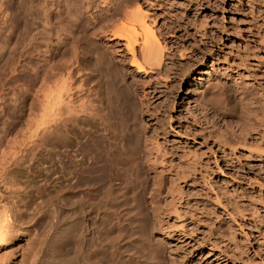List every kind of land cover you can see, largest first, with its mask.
Returning a JSON list of instances; mask_svg holds the SVG:
<instances>
[{"label":"rangeland","instance_id":"rangeland-1","mask_svg":"<svg viewBox=\"0 0 264 264\" xmlns=\"http://www.w3.org/2000/svg\"><path fill=\"white\" fill-rule=\"evenodd\" d=\"M136 1H139L141 6L147 10L146 20L148 23H152L151 26L156 30L160 40L162 42L164 39L167 41V46L164 51L166 56L163 57V60L169 68L167 67L166 71H163L166 74L162 71L156 72L158 71L156 69L155 72H151L152 74L150 73L148 75V80L146 79L147 75L136 73L135 67L130 64L132 53L128 51L124 45L116 44L118 37H114L113 34L114 31L118 29V25L121 24V21L119 24L118 21L120 19L116 15L109 17L110 13L108 14L107 5L101 0H84V7L81 9L82 11L79 12L75 9L73 10L71 7V10H67L66 7L70 0H62L61 8L58 12H55L57 9L53 10L55 4H52L50 1H48V3L47 0H0V67L2 68L5 66V69L0 68V94H2V91L4 92V96H0L4 100L0 101L3 102L2 105L0 103V174L4 173L5 175H2L3 181L0 183V192L2 191L10 198L17 200L21 209H23L22 218L25 219V221L28 220V222L24 223L22 226L14 227L13 232L10 234L5 244L0 243V264H87V258L90 257V255L94 258L95 262H93V264H114V262L123 264L127 261L131 262V264H154L152 260L146 257L147 255L144 257L146 252L149 251L146 249L147 247H144V250H139L136 244L131 241L132 238L129 239L130 229L128 226L126 232L120 233L114 221L109 225L105 224L100 219L101 216H99V211L97 212L95 209L94 211L96 212L92 211L93 213H90L92 215V217L90 215L91 219L84 216L86 214L84 210L87 204L85 202L86 200H84L85 197H83V192L78 191L79 193H75L73 190L71 191L68 179L64 173L65 171H58L59 168H57V163L55 162L56 158H54V140L58 139V137L60 138L61 135H58L60 132L63 136L61 137L64 139L63 133L65 132L64 130L62 132L63 128L60 127V130H55V135L57 134L56 136H58L57 138L53 137V134L50 132L53 126L47 129L46 132L37 131L32 121H30V125L29 120L32 119L31 117H33V119L39 118L40 116H38V114L40 110H38L39 113L37 110L31 113L28 108L25 110L24 107V104H27L28 107L34 100L33 88L35 86L38 88L42 85L41 82L37 83L34 79L35 66H39L41 67L40 69L45 70L43 74H46L45 76L48 80L49 76H51L46 86L49 85L50 87L54 83V85L51 86L54 87L56 84L60 85V82H57L58 79L60 80L62 78L63 80L66 76V73L63 71L64 66L66 64H74V68L71 67L73 70H78H74L76 75L74 73V77L72 76V87L74 88H72V92L73 96H75L73 97L75 105H73L76 108L73 110L75 116H73V118L79 121L73 122L71 126V140L72 142L73 140L77 142L81 136L80 140H82V138L84 139L86 130L94 126L92 125L94 122L91 118L87 117L88 110H90L91 106L97 107L103 99L106 101L107 97L110 95L107 90V80L109 79L108 75L111 74H107L105 68L102 67L104 64L100 59L101 55L99 54L101 53L105 54V56H108L106 54L111 56L110 58L112 60L106 57L107 62L109 60L113 61V64L109 62L113 65L114 69L116 68L115 71L118 73L116 74L118 75L117 77L120 78L122 76V78H120L122 86L127 90L132 89L133 91L131 90L130 92H134L133 94L137 95L135 98L138 97V95L142 98L138 97L135 99V108L137 109L136 115H138L136 116V118H138L136 122L139 123L141 120L139 125L146 126L143 127L144 130H148L151 127L153 128V125L158 122L154 114H159L163 109H168V111H170L172 109L171 106H174L175 103L176 109L173 112L172 127H168L169 130L167 131L169 133L167 132L168 135L166 134L165 138L169 140L168 144L173 142L176 144L177 142L176 145L181 144L184 147V153H181L180 156L182 159L185 158L187 160V158L195 156L198 161V164H194L195 168L197 167V170L200 168L199 170L202 174L204 172L203 175H205V177L207 176L206 179L203 177L198 180H191L190 178L179 180L183 185L184 195L181 198L182 200H180L181 203L178 214H173L172 220H168L171 223L173 221V225L179 226V230H174L171 233L172 235L167 237H164V234H161V232L157 233V238H162L161 240L166 243L165 253L167 254H164L166 260L163 259L164 261L162 260V264H264V154L259 155V152H257L258 150H255L256 144L253 146V144L250 143L252 144V146H250L254 147L253 150L250 149L251 147L248 149L249 143L243 145L242 143L237 144L235 147H232L234 149L224 144V140L228 138V142L232 140L231 142L235 143L234 141H236L239 136H242V134L246 135L245 131L252 135L254 134V139L257 137L250 126V122H255L256 120L252 118L254 117L253 115H248L250 109L245 107L246 103L249 102L248 98L250 96L245 97L244 95L246 91L250 92L252 96L257 95L260 90L264 88V0ZM48 5L49 7H47ZM50 6H52L51 10L49 9ZM69 6H71V4L68 5V9H70ZM44 9H47L48 12ZM26 10H29L30 13L28 14ZM106 13L109 17H107V19ZM76 14H80V18L78 15L76 16ZM23 16H25L26 19ZM97 16L101 18L104 16L105 19L103 17L101 20V18ZM110 18L112 20H110ZM114 18L116 20H113ZM12 19H15V21H12ZM21 19L24 20L22 21ZM78 20H80V22H78ZM113 28H116V30ZM11 29L14 30L11 31ZM89 40H91V42ZM95 43H97V46ZM90 44L92 45L90 46ZM98 46L99 49L97 48ZM91 48H93V50H91ZM136 48L137 51L135 50V54L138 52L140 53L139 46H136ZM94 53L95 55L98 54L96 58L95 55H93ZM139 53L137 56H139ZM97 56H99V58H97ZM74 59L77 60L75 61ZM97 59L98 63L96 62ZM10 61L15 64H12ZM68 61L69 64L67 63ZM6 63H8V66ZM64 63L65 65L63 66ZM94 64L96 66H94ZM13 65H15V67ZM11 66H13V68ZM97 67L101 71L98 70ZM11 68L14 69V71ZM122 68L123 70H121ZM9 69L12 70V72H9ZM94 69L95 72L97 70L98 73L103 75L97 74V72L95 73ZM118 70H120L121 73L118 72ZM61 71H63V75L58 73H61ZM58 74L60 78H58ZM52 75L54 77L57 76L56 78L58 79L56 80ZM92 75L93 77L96 75V77L93 78ZM154 75L156 77H153ZM10 76L13 79L9 78ZM98 76L99 79L97 78ZM107 77L108 79L106 80ZM112 77L114 78V74ZM144 77L147 81L146 84L142 85ZM89 78L92 79V81H89ZM150 78L151 80H149ZM215 78L221 79L222 82L226 84L229 83L227 85L231 86H229L230 94H235L233 105L231 106L232 110L224 108L222 102L219 104L209 101V103H203L204 101L200 96L201 89L208 80ZM123 79H125L124 82ZM9 80L12 81L10 82ZM16 80L20 83L22 82L21 87ZM30 80L34 83V87L31 91L33 93H31V97H26L24 95L25 89L23 92L22 89L26 87L27 82L29 83ZM104 80H106V82H104L105 85H103ZM92 82H94V84ZM95 82L97 83L95 84ZM61 83H63V81ZM125 85L127 87L128 85L132 87L127 88ZM136 85L138 87H136ZM42 86L41 88H43L44 91L41 92V95L48 89ZM99 87L101 88L100 90H104H97ZM151 88H155V90L152 89L153 92H149L152 91ZM243 88H245V91ZM98 91L106 97L102 98V94L100 95ZM12 92L16 93V96ZM143 92L148 95L144 97ZM87 93L92 94L95 98L93 102H91L93 97ZM21 94L22 96H20ZM87 97H89V99L92 97L90 102L87 100ZM99 97H101V99ZM236 97L237 100L235 99ZM146 98L149 102H146ZM138 99L141 102L143 101L140 103L142 105L139 104ZM240 99H242V101ZM104 100L102 102H104ZM106 102H104V104H106ZM168 102H170V104H168ZM143 103H148L151 106L148 104L144 105ZM243 103L245 105H242ZM19 104L20 106H18ZM82 104H87L86 106H89L88 109ZM80 105H82V108ZM169 105L170 108L168 107ZM100 106L103 107V110H101ZM100 106V114L104 116L107 115L108 117L111 116L106 119H110L112 123L115 117L113 110L109 111L110 108L106 107V105L100 104ZM243 106L245 109L242 108ZM105 107L106 109L104 110ZM247 109H249L248 113L246 112ZM142 110L145 111L141 113ZM191 111L193 113H191ZM26 112H30L32 115H27ZM137 113H141L142 115ZM194 113H196L195 115L197 117L194 116ZM185 114L187 117L190 116V119H187V121L186 117H184ZM203 114H207V117ZM202 115L206 117L207 120L203 126L205 129H203L201 125L202 121L201 123H197L198 127L196 130H193L192 126L188 128L190 121L196 123V121L199 120L198 117ZM249 116L250 118H247ZM180 117L181 119H179ZM251 119L253 120L251 121ZM83 121H86V123ZM246 121H249V124ZM106 122V120L103 121V124L105 123V135L109 133L111 136L112 128L110 125L108 126L110 123ZM98 124L99 123H97L98 127H94V129L97 128L102 131L104 125L99 127L100 124ZM85 126H87V129ZM2 127L6 129L4 130ZM33 127L35 130H33ZM186 127L188 129H185ZM200 128L201 131L204 130V132L199 131ZM211 131L215 132L214 136L208 133ZM37 134L38 136L36 137ZM44 135H46V140H42ZM106 136L109 137L108 134ZM167 137L169 139H167ZM29 141H31V143ZM20 143H22V145ZM23 146L25 147L23 148ZM25 148L29 149L28 152L25 151ZM13 152H17L16 159L21 158V162L10 159V155ZM4 165L9 166V171H2L5 167ZM205 173H207V175ZM170 184H172L171 177L165 175L161 186L162 204L168 202L166 196L171 187ZM214 189L216 194H218L217 196L221 197V201H218L216 199L217 197L214 198ZM252 196L259 201L253 202L255 199ZM223 197L226 198V200ZM227 200H229V202ZM242 200L244 204L241 202ZM75 201H78L79 204ZM81 201L84 205H82L83 203ZM228 203L231 204L228 205ZM226 206L227 208L233 206L234 209L236 207V211H234L233 215L234 219H230ZM240 206L244 209L242 207L240 209ZM255 206L259 208V210ZM74 207L77 209L76 214L74 213L76 216L72 215V212L75 211ZM246 208H248V210ZM238 209L239 212L242 211L243 213L240 214L237 212ZM256 210L259 212L256 213ZM253 211L255 212L253 213ZM75 222H78L77 227L79 226L78 229L83 233L79 234L80 238L78 240V245H80V249L79 246H77L78 248L75 247L72 238L64 237L63 234ZM63 228H66V230ZM231 228H233V230ZM105 231H109L110 235H113L109 238V242L113 243L111 247L116 245L113 246L112 249L109 248L108 252L104 250L107 240ZM213 241H215V243L217 242L216 247L211 243ZM138 252H141L143 258ZM107 256L109 259L106 262V259L104 260L103 257L107 258Z\"/></svg>","mask_w":264,"mask_h":264},{"label":"bare ground","instance_id":"bare-ground-1","mask_svg":"<svg viewBox=\"0 0 264 264\" xmlns=\"http://www.w3.org/2000/svg\"><path fill=\"white\" fill-rule=\"evenodd\" d=\"M48 1L52 2V4H55V7L51 4L54 7L53 10L57 9V10H55V12L60 11V8H61L60 6H61L62 0H47V2ZM101 1L107 5L108 14L110 13L109 17L116 15L120 19L119 21L117 20L118 23L121 21L120 22L121 24L119 23L120 25L117 24L118 25L117 30H116V28H113L116 31H114V34L113 33L112 34L114 37H118V40L116 42L117 45H124L128 49V51H130L132 53V57L130 58V64L135 67L136 73L147 75V77H146V79H147V78H149L148 75L151 72H155L156 69L158 70L156 72H160V71L163 72L164 70L166 71L168 66L164 62L163 57L166 56L164 51H165L166 46H167V41L164 39L162 42L160 40V38L157 36L156 30L151 26L152 23L147 22V20H146V14H147L146 11L147 10L141 6V3L139 1H136V0H101ZM83 2H84V0H72V2L70 0L69 4H67L66 8H67V10H71V8L73 10L75 9L77 12L82 11L81 9L84 7ZM70 4H71V6H69V8L70 7L71 8L68 9V5H70ZM49 5L47 7H49ZM52 6H50V8H49L50 10H51ZM44 8H46V7H44ZM47 9H44V10L46 11ZM48 10H47V12H48ZM26 11L28 14L30 13L29 10H26ZM24 13H26V12H24ZM77 15L78 14H76V16ZM106 15H107V13H106ZM11 17L15 18L13 16H11ZM23 17H25V16H23ZM78 17L80 18V14L78 15ZM107 17H108V15L106 16V19H107ZM98 18H101V17H98ZM102 18H101V20H102ZM25 19H26V17H25ZM104 19H105V17H104ZM13 20L15 21V19H12V21ZM110 20H112V19L110 18ZM113 20H116V19L114 18ZM96 21H98V20H96ZM25 22H26V20H25ZM78 22H80V20H78ZM11 23H13V22H11ZM12 28H13V26H12ZM12 30H14V29H11V31ZM111 32H112V30H111ZM10 33H12V32H10ZM83 37H84V35H83ZM111 39H113V38H111ZM91 40H89V41L91 42ZM121 40H124V41H121ZM90 42H88V43H90ZM93 42H95V41H93ZM95 44L97 46V43H95ZM91 45L92 44H90V46ZM136 46H139V49H140V53L138 52L139 56H137L138 53L135 54L136 53L135 50L137 49ZM97 48L99 49V46ZM97 48H96V50H97ZM91 50H93V48H91ZM95 52H97V51H95ZM93 55H95V53ZM96 55H98V54H96ZM96 55H95V58H96ZM99 55H101L100 59L102 60L101 62H103V64H104V66H102V67L105 68V72L107 74H111V75H108L109 79H108V77L106 78V80L108 79L107 80V90L110 93V95L106 99L107 102L103 99L104 102H106V104H104V102H102L103 100L101 101L100 104L106 105V107H109L110 108V109L108 108L109 111L113 110L115 117L114 118L112 117L113 118L112 123L110 122L111 121L110 119H108V120L106 119L108 117L107 115H105L106 116L105 117L104 115L100 114V111H99L100 104H98V106L95 104L98 108L95 106H94L95 108L91 106L90 110H88L89 112H87V111L86 112L89 115V116L87 115V117L91 118V120L96 124V126L93 122H92L93 123L92 125H94L93 127L89 123L92 128H90L88 126L89 124L87 125L89 127V129H87V126H85V128L87 130L84 133V139L82 138V140H80V138L82 136L80 138L77 136L79 138V140L78 141L76 140L77 142H74L75 140H73V142H72V140H71V134H72L71 133V126H72L73 122L75 123V121H79V120H74L76 118H73V116H74L73 110H75L76 108L74 107L75 104L73 101V97H75V96H73V92H72V88H73L72 87V76L74 73L76 75V72H74V70L77 71L78 69L73 70L74 64L70 65L69 61L67 63L70 66L67 64L65 65V63H66V61H65V63L63 64V66L65 65L63 68L64 70L61 68L66 73V76L64 75L65 78L63 80H62V78L60 79L63 81V83H61L62 81H60L58 79V78H60L59 74H62L63 71H61V73L58 72L59 73L58 78H56L57 77L56 75H55L56 77H54L52 75L56 80L58 79L57 82L58 83L60 82V85L56 84L54 87H51L54 85V83L51 82V83H53V85L50 86L51 87L50 90H49V88H50L49 85L46 86V84L50 81L51 76L48 75L49 76V80H48V78H46V76H45L46 74L45 75L43 74L45 72V70L40 69L41 67H39V66L37 67L34 65L36 67L34 79L36 80L37 83L41 82V84L43 85V86L41 85L42 87H44V88L46 87L48 89L45 88L47 90V92L45 90V93H43V95H41L42 94L41 92L44 91V89L41 88V86L38 88H36V86L34 87V83H32L33 81H31V80L29 83L28 82H27V84L25 83L26 87L23 89L21 88L22 92L25 89L24 95L26 97H29L31 95V93H33L31 91H32V88L34 87L33 88L34 89V94H33L34 100L29 104L28 107H27V104H24V107H25V110L28 108V110L31 111V113L35 112L36 110H37V112H38V110H40V113L38 112L39 113L38 116H40L39 118L37 116H36L37 117L36 119L35 118L33 119V117H31V116L30 117L32 119L29 117L31 119V120H29V123H30V121H32L34 124L33 126L37 129V131L39 130V132H41V131L46 132L47 129H49L53 126L52 131H50V132L53 134V137L57 138L58 136H56L57 134L55 135V130H57V129L60 130L61 129L60 127L63 128L62 132H63V130L65 132V133H63L64 139L62 138L63 137L62 133L59 131L61 134L58 132L59 133L58 135L59 136L61 135L62 137L60 136V138L58 137V139L54 140L55 141L54 147H53V150L55 153L54 158H56L55 162L57 163V168H59L58 171L59 172L65 171L64 173H65L66 178L68 179L69 187H70L71 191L73 190L75 193L78 191L83 192L82 194H83V197H85L84 200H86L85 202L87 204L86 205L87 207L84 210V212L86 213L84 216L86 218L87 217L90 218V215H91L90 213L92 211H94V209H95L97 212L99 211V213H100L99 216H101L100 219L105 224L109 225V224L113 223L112 221H114V224H116L117 229L119 230L120 233L126 232V229L128 226V228L130 229L129 239L132 238L131 241H133L136 244V247H138L139 250H142L144 247L145 248L147 247L146 249L149 250L146 252L144 257L147 255L146 257H148L150 260H152L153 261L152 263L162 264V260L163 259L166 260L164 258V254H167V253H165V246H166L165 244L166 243H164L163 240H161L162 238H157L158 237L157 233L161 232V234H164V237H167V236H171L172 235L171 233L174 230H179V226H175L172 224L173 221H172V223L168 221L169 219L172 220L173 214H178V210L180 208V203H181L180 200H182L181 198L184 195L183 185L181 184V181H179V180L184 179V178H190L191 180H198L200 178L205 177V175H203L204 172L202 174V172L199 170L200 168H198V170H197V167L195 168L194 164H198L197 158H195V156L189 157V158H187V160L185 158L182 159V157H180V156H181V153H184V150H185L184 147L181 144L176 145L177 142H176V144L174 142L171 144H168L169 140H166V138H165V135L168 132L167 130H169L168 127H170V128L172 127L173 117H174L173 112L176 109L175 103H174V106H171L172 109L170 111H168V109H166V110L163 109L162 111L159 112V114H154L155 119H158V122L155 125H153L154 126L153 128L151 127L148 130H146V129L144 130L143 127H146V126H140L139 125L141 120L139 123L136 122L138 119V118H136V116H138V115H136L137 109L135 108V99L138 98L139 95H138V97L135 98V96H137V95H134L133 94L134 92H132V93L130 92L132 89L127 90L122 86V81L120 80V78H122V76L120 78L117 77L118 75H116V74H118V73L115 71L116 68L114 69L113 65H111V64H113V61H111L112 59L110 58L111 56H109V54H106L108 56H105V54H102V53ZM167 56H169V55H167ZM106 57H109L111 59V60L108 59L110 62H112L111 64L109 61L107 62ZM74 58H76V57H74ZM95 58L93 57L94 60H95ZM97 58H99V56H97ZM10 62L12 63V61H10ZM96 62L98 63V59ZM6 64L8 66V63H6ZM12 64H15V63H12ZM89 64H90V62H89ZM13 66L15 67V65H13ZM13 66H11V67L13 68ZM31 66H32V64H31ZM94 66H96V65L94 64ZM116 67H118V66H116ZM2 68L5 69V66ZM26 68H27V66H26ZM104 68H103V70H104ZM1 69H0V71H1ZM4 69H3V71H4ZM7 69H8V67H7ZM95 69H94V72H95ZM97 69H98V67H97ZM12 70L14 71V69H12ZM12 70H10L9 72H12ZM98 70H100V69H98ZM121 70H123V68ZM16 71H17V66H16ZM16 71H15V73H16ZM96 72H97V74L103 75L101 73H98L97 70H96ZM118 72L121 73L120 70H118ZM163 73L166 74L165 72H163ZM51 74H54V73H51ZM113 74H114V78L112 77ZM11 75H12V73H11ZM14 75H16V74H14ZM93 75H92V77H93ZM155 75H158V74H155ZM155 75L153 77H156ZM104 76L106 77L105 74H104ZM17 77H18V75H17ZM94 77H96V75ZM9 78H11V76ZM97 78L99 79V76ZM11 79H13V78H11ZM140 79H142V78H140ZM32 80H33V78H32ZM90 80L92 81V79L89 78V81ZM106 80H104L103 83L106 82ZM124 80L125 79H123V82H124ZM147 80H145V77H144L145 83H144V81H142L143 82L142 85L146 84ZM149 80H151V78ZM96 81L98 82L97 79H96ZM99 81H101V80H99ZM16 82H18L20 84V87H21L22 82L20 83L17 80H16ZM97 82H95V84ZM92 83L94 84V82H92ZM92 83H89V84H92ZM103 83H100V84H103ZM127 84H128V82H127ZM227 84H229V83H227ZM227 84L225 82H222L221 79L219 80L217 78L208 80L203 85L201 92H200V96H201L202 100L204 101V102L203 101L202 102L204 104H206L205 102H208V101L209 102H215L218 104L222 102L223 103L222 105L224 106V108H226L227 110H230V109L232 110L231 106L233 105L232 103H233L235 94L234 95L230 94V87L231 86L227 85ZM103 85H105V83ZM129 85H128V87L126 85L125 86L127 88L132 87ZM132 85H133V83H132ZM100 87L97 90H100L102 88V87L101 88ZM136 87H138V86L136 85ZM90 88H92V87H90ZM103 88H105V87H103ZM135 89H134V91H135ZM152 89L153 88H151V90ZM241 89H239V90H241ZM243 89L245 91V88H243ZM262 89L260 90V92L257 95H254V96H252V94L250 92L246 91V94L244 96L245 97L250 96L248 98L249 102L246 103V105L244 103L242 104V105H245L246 108L250 109L248 115H253L254 117H252V116L251 117L255 118V120H256L255 122H250V126L252 128V131H254L256 133L257 137L254 139L253 138L254 134L252 135L249 132L245 131L246 135L242 134V136H239L236 141H234L235 139L233 140L235 143H232L231 142L232 140H230L231 143L228 142L227 140H229V138L225 139L224 140L225 142L223 141L224 144H227V146H229L230 148L235 147V145H237V144L242 143V145H243V144L249 143L248 144L249 146L247 145L248 149H249V147H251L252 144H253V146L256 144L257 146L255 147V150L256 151L258 150L257 152H259V155L264 154V88H262ZM102 90H104V89H102ZM102 90H100V91H102ZM136 90H138V89H136ZM153 90H155V88ZM153 90L149 91V92H153ZM90 92H91V90H90ZM3 93L4 92L2 91V94H0V96L3 95ZM13 94L15 95L16 93H13ZM101 94L102 93H100V95ZM88 95L92 96V94H88ZM97 95H99V94H97ZM147 95H148L147 93L143 92L144 97H146ZM11 96H13V95H11ZM20 96H22V94ZM20 96H18V97H20ZM77 96H78V94H77ZM6 97H5V99H6ZM89 97H87L88 98L87 100L90 102V99L93 96L90 99H89ZM101 97L105 98L106 96H104V94H102ZM101 97H99V98L101 99ZM139 98H141V97H139ZM0 99H1L0 101L3 100L2 97H0ZM23 99H22V101H23ZM94 99L95 98L93 97V100L91 102H93ZM235 99L237 100V97ZM244 99H246V98H244ZM15 100H16V97H15ZM87 100H86V103L88 104ZM96 100H95V102L97 103ZM240 100L242 101V99H240ZM138 101H139V99H138ZM147 101L148 100L146 98V102ZM155 101H156V99H155ZM163 101H165V100H163ZM199 101H200V99H199ZM99 102H100V100H99ZM142 102L139 101V104ZM150 102H151V100H150ZM0 103L2 105L3 102H0ZM83 103H85V102H83ZM17 104H18V102H17ZM91 104H94V103H91ZM143 104L147 105L148 103H143ZM168 104H170V102H168ZM82 105L84 106L85 104H82ZM82 105H80L81 108H82ZM86 105H85V107H87V109H88L89 106H86ZM140 105H142V104H140ZM148 105L151 106L150 104H148ZM7 106H8V104H7ZM18 106H20V104ZM106 107L104 108V110L106 109ZM168 107L170 108V105ZM219 107H221V106H219ZM17 108L20 109L19 107H17ZM102 108L103 107H101V110H103ZM242 108L245 109L244 106ZM14 109H16V108H14ZM18 109H17V111H18ZM249 109H247V111H246L247 113H248ZM149 110H147V111H149ZM144 111L142 110L141 113ZM182 112H180V113H182ZM188 112H190V111H188ZM244 112H245V110H244ZM246 112H245V114H246ZM31 113L29 112V113H27V115H29ZM76 113H79V112H76ZM141 113H137V114H141ZM152 113H153V111H152ZM191 113H193V112L191 111ZM195 114L196 113H194V116H196ZM36 115H37V113H36ZM185 115H184V117H186V121H187V119L189 120L190 116L187 117V115L186 116ZM203 115L198 117L199 120H197L196 123L193 121H190L188 128L189 127L191 128V126H192V129L196 130L198 127L197 123L198 122L201 123V121H202L201 125L203 127L204 124L207 122V120H206L207 114L204 115L206 117H204ZM34 116H35V113H34ZM80 117H82V116H80ZM109 117H111V116H109ZM152 117H153V115H152ZM181 117H182V115H181ZM181 117L179 119H181ZM97 118H98V120H97ZM247 118H250V116ZM140 119H141V117H140ZM91 120H90V122H91ZM105 120L107 121L106 123H110V124H108V126L110 125L112 128L111 129L109 127L112 130L111 136L109 133H107L109 135V137L106 136L107 134L105 135L106 132L104 131V129H105L104 124L105 123L103 124V121H105ZM151 120H154V119H151ZM183 120H184V118H183ZM252 120L253 119H251V121ZM249 121H250V119H249ZM249 121H246V122L249 124ZM177 122H179V121H177ZM84 123H86V121ZM97 123L100 124V125L98 124L99 127H102V125H104V127L102 128V131H104V132H102L101 130H98L97 128H96L97 130L94 129V127H98ZM142 123H143V121H142ZM144 124L146 125V122ZM144 124H141V125H144ZM30 125H31V123H30ZM247 125H246V127H247ZM250 126H248V127H250ZM34 127H33V130H35ZM106 127H107V125H106ZM184 127H185V125H184ZM188 128L186 127L185 129H188ZM3 129L5 130L6 128H3ZM203 129H205V127H203ZM246 130H247V128H246ZM199 131H201V128ZM201 132H204V130ZM6 133H8V132H6ZM56 133H57V131H56ZM208 133L210 135L212 134L213 136L215 135L214 131H211ZM186 134H187V132H186ZM37 136H38V134L36 135V137ZM75 137H76V135H75ZM45 138H46V135L43 136L42 140H44ZM167 139H169V138L167 137ZM176 140H174V141H176ZM29 142L31 143V141H29ZM250 143H252V144H250ZM20 144L22 145V143H20ZM24 147L25 146H23V148ZM232 149H234V148H232ZM250 149L253 150L254 147H251ZM28 150L29 149L25 148L26 152H28ZM23 153H24V150H23ZM16 154H17V152H13L10 155V159L13 161L14 160L20 161V159H21L20 156H19L20 159H16L17 158ZM195 159H196V161H195ZM193 162H195V163H193ZM6 165H7V163H6ZM8 168H9V166H5L2 171L3 172L9 171ZM0 172H1V170H0ZM205 174L207 175V173H205ZM2 175H4V173L0 174V183H2V181H3ZM165 175H169L171 177L172 184H170L171 187H170V189L167 193V196H166V199L168 202L166 201L167 202L166 204H162V202H161V198H162L161 186L163 184V178ZM58 177H60V176H58ZM206 177H205V179H206ZM203 182H204V180H203ZM65 188H66V186H65ZM205 189H206V187H205ZM213 191H215V189ZM217 195L218 194H216V191H215V197L214 198L217 197L216 199L218 201H221V199H220L221 197H219ZM256 197H258V196H256ZM224 199L226 200V198H224ZM257 200L255 199V201H253V202H256ZM16 201L17 200L10 198L7 194L3 193L2 191L0 192V243H4V244L6 243L10 234L13 232L14 227L22 226L24 223L28 222V220L25 221V219L22 218V210L23 209H21L20 205L18 204V201L17 202ZM227 201L229 202V200H227ZM75 202L78 203V201H75ZM241 202L244 204L243 200ZM263 202H264V199H263ZM214 203H216V202H214ZM223 203H225V202H223ZM223 203H222V205H223ZM230 204L228 203V205H230ZM236 204H238V203H236ZM82 205H84V203ZM233 206L232 207L229 206L228 208L226 206L227 212L230 215V219H234L233 215H234V211H236L235 210L236 207L234 209ZM215 207H214V209H215ZM241 207L242 206H240L239 208L241 209ZM82 208H84V207H82ZM251 208H249V209H251ZM246 209L248 210V208H246ZM257 209L259 210V208H257ZM74 210L75 211L72 212L73 213L72 215L76 216L75 215L77 212L76 207H74ZM96 211H94V212H96ZM224 212H226V211H224ZM237 212H239V209L237 210ZM237 212H235V213H237ZM254 212L255 211H253V213ZM258 212L256 210V213H258ZM80 213H82V212H80ZM239 213L241 214L243 212L240 211ZM77 215H79V214H77ZM91 217H92V215H91ZM220 217H222V216H220ZM79 218H80V216H79ZM235 218H236V216H235ZM86 221H87V219H86ZM221 221H223V220H221ZM75 223L73 225H71V223H70L71 227L67 230H66V228L65 229L63 228L64 230H66L63 234H64V237L72 238L75 241L74 242L71 239L73 241V244H75V247L78 248L77 246H79V249H80V245H78L79 244L78 240L80 238L79 234H83V233H81L80 232L81 230L78 229L79 226L77 227L78 222H75ZM218 224H220V223H218ZM70 225H68V226H70ZM231 229L233 230V228H231ZM61 232H63V231H61ZM105 233H106L107 240H106V245L104 246L106 249L104 248V250H106L108 252L109 248L112 249V247L116 246V245H113L111 247V244H113V243L109 242V238H110V236H113V235L112 234L110 235L109 231H105ZM60 236H61V234H60ZM63 240H65V239H63ZM209 241H210V239H209ZM211 243H213L215 245V247L217 246L216 245L217 242L215 243V241H213ZM221 251H220V253H221ZM141 252H138V253H140V256L142 255ZM143 252H145V251H143ZM90 254H92V253H90ZM87 255H89V254H87ZM86 257H88V256H86ZM91 257L92 256L90 255V257L87 258V261H88L87 264H93V262H95L94 258L93 257L91 258ZM141 257L143 258V256H141ZM103 258H104V260L106 259L105 260L106 262L109 259L108 256H107V258H105V257H103ZM148 258H146V259H148ZM112 260H115V259H112ZM117 260H119V259H117ZM74 261H76V260H74ZM110 262H111V259H110ZM115 263L116 262H114V264ZM124 263L125 264L126 263L131 264V262H128V261L124 262ZM163 263H165V262H163ZM38 264H40V263H38ZM107 264H111V263H107Z\"/></svg>","mask_w":264,"mask_h":264}]
</instances>
